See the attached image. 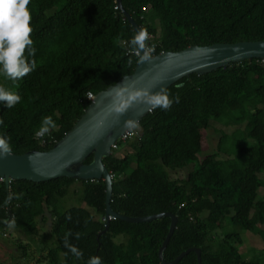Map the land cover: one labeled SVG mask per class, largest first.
I'll return each instance as SVG.
<instances>
[{
  "label": "trees",
  "instance_id": "trees-1",
  "mask_svg": "<svg viewBox=\"0 0 264 264\" xmlns=\"http://www.w3.org/2000/svg\"><path fill=\"white\" fill-rule=\"evenodd\" d=\"M30 9L36 69L16 82L0 75V85L22 97L12 108L0 103V136L10 138L12 154L51 149L88 107V92L95 95L133 73L138 55L129 41L136 32L124 11L149 33V56L191 45L264 41V0H121V8L116 0H31ZM166 90L179 102L150 110L139 121L141 129L117 140L102 159L112 180L111 209L129 217L173 214L165 261L199 248L201 264H264V255L252 259L241 251L242 231L264 232V199L258 197L264 185V60L191 74ZM49 115L56 128L42 142L34 133ZM214 122L244 127L223 132L217 151L198 161L202 132ZM122 146L123 154L116 155ZM91 161L92 155L84 163ZM194 161L184 177L173 176ZM71 188L78 205L63 207ZM105 200L102 179L12 180L8 187L0 180V235L14 219L13 228L45 251L46 264H87L93 256L102 264H162L158 250L170 217L111 218L99 235ZM69 231V242L83 252L80 259L64 246ZM16 245L29 257L26 244ZM176 264H198L196 253Z\"/></svg>",
  "mask_w": 264,
  "mask_h": 264
},
{
  "label": "water",
  "instance_id": "water-1",
  "mask_svg": "<svg viewBox=\"0 0 264 264\" xmlns=\"http://www.w3.org/2000/svg\"><path fill=\"white\" fill-rule=\"evenodd\" d=\"M116 2L121 8V0ZM124 14L135 32L140 30L125 11ZM142 57L143 53H140L133 73L94 95L84 113L51 149L30 150L23 154H11L0 158V179L7 187L12 180L42 182L59 177L81 180L102 179L106 187V208L105 226L99 235L107 230L110 216L129 222H144L169 216L171 219L169 231L158 250L161 263L176 264L186 253L194 251L198 264H201L199 248H189L172 261L164 260L163 250L176 223V217L173 214L162 212L144 217H129L118 215L111 209L109 203L112 180L102 159L111 154V145L127 131L124 128V121L129 118L140 121L150 110L146 105L138 104L117 119L116 115L109 111L110 93L119 84L130 89H149L155 93L161 89L166 90L170 85L191 74L202 75L246 59L264 60V41L215 43L208 46L191 45L177 52H160L149 56L148 60H143ZM137 113L140 115L137 116ZM90 155H92V161L85 164L84 160ZM8 216H11L10 213Z\"/></svg>",
  "mask_w": 264,
  "mask_h": 264
},
{
  "label": "clouds",
  "instance_id": "clouds-1",
  "mask_svg": "<svg viewBox=\"0 0 264 264\" xmlns=\"http://www.w3.org/2000/svg\"><path fill=\"white\" fill-rule=\"evenodd\" d=\"M30 4L31 0H0V75L12 82L22 79L36 69V60L34 59L36 49L31 37L33 28ZM148 39L149 33L146 29L141 28L129 41L134 52L143 53V60H148L149 53L153 50L147 44ZM110 96L109 111L114 113L117 119L138 104L146 105L149 110L156 108L169 110L174 102H179V96L170 98L165 89L153 93L149 89H130L123 84L117 85ZM21 99L22 97L17 92L0 85V103L5 104L7 108L14 107L21 102ZM138 115L140 114L137 113ZM2 124L3 120L0 119V125ZM55 128L56 123L52 116H45L34 135L43 138ZM124 128L129 134H135L137 130L141 129V124L138 119L129 118L124 121ZM12 151L10 138L0 136V158L11 155ZM7 226L10 229L13 228L15 220L8 221ZM75 235L76 239H80L82 233ZM71 236V231L65 234L64 246L77 259H80L83 257V252L69 242ZM87 264H102V260L99 256H93L89 258Z\"/></svg>",
  "mask_w": 264,
  "mask_h": 264
},
{
  "label": "rangeland",
  "instance_id": "rangeland-1",
  "mask_svg": "<svg viewBox=\"0 0 264 264\" xmlns=\"http://www.w3.org/2000/svg\"><path fill=\"white\" fill-rule=\"evenodd\" d=\"M48 11L47 13H50ZM244 124L235 126H226L222 122H214L213 128L207 129L202 132L201 135V150L197 154V160L200 161L207 153H213L217 151V140L221 134H230L235 129L243 130ZM229 141H226L222 146L223 148L229 145ZM250 143V142H248ZM127 148V147H126ZM124 146L119 147L115 152L116 155H122L124 152ZM196 165V161L188 164L185 168L181 170L173 171L174 177H184L187 170H190ZM260 178L264 179V172L260 174ZM73 189L69 192L67 198L63 202V207L78 205L75 201V195L73 194ZM258 197L264 199V185L258 189ZM57 211L61 209L60 204H57ZM259 225L262 224L259 222ZM45 231H47V226H43ZM42 231V229H41ZM242 239L244 241L243 246H241L242 253L246 254L249 258L262 257L264 255V232L254 235L248 231L241 232ZM17 243L26 244V249L29 257H23L21 255V249L17 247ZM40 244L33 239L24 235L19 229L9 228L6 236L0 235V264H46L44 258H42V253L40 251ZM264 261V259H262Z\"/></svg>",
  "mask_w": 264,
  "mask_h": 264
},
{
  "label": "built area",
  "instance_id": "built-area-1",
  "mask_svg": "<svg viewBox=\"0 0 264 264\" xmlns=\"http://www.w3.org/2000/svg\"><path fill=\"white\" fill-rule=\"evenodd\" d=\"M152 48V47H151ZM153 49V48H152ZM152 52V51H151ZM150 52V53H151ZM136 55H139V54H137L136 52H134ZM93 97H94V94H92L91 92H88L87 93V98L91 101L92 99H93ZM136 134V133H135ZM135 134H129L128 133V131H126L119 139L120 140H125V139H127V138H129V137H131V136H133V135H135ZM42 139V142H43V138H41ZM118 139V140H119ZM111 148H116V145H115V143L112 145V147ZM111 176V175H110ZM1 180V179H0ZM112 217L110 216L108 219H111Z\"/></svg>",
  "mask_w": 264,
  "mask_h": 264
},
{
  "label": "bare ground",
  "instance_id": "bare-ground-1",
  "mask_svg": "<svg viewBox=\"0 0 264 264\" xmlns=\"http://www.w3.org/2000/svg\"><path fill=\"white\" fill-rule=\"evenodd\" d=\"M112 146V145H111Z\"/></svg>",
  "mask_w": 264,
  "mask_h": 264
}]
</instances>
